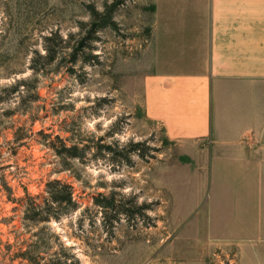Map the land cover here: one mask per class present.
Listing matches in <instances>:
<instances>
[{
    "label": "rangeland",
    "instance_id": "rangeland-1",
    "mask_svg": "<svg viewBox=\"0 0 264 264\" xmlns=\"http://www.w3.org/2000/svg\"><path fill=\"white\" fill-rule=\"evenodd\" d=\"M180 1L160 27L191 26ZM155 9L0 0V264H264V237L211 238L200 158L145 115Z\"/></svg>",
    "mask_w": 264,
    "mask_h": 264
},
{
    "label": "crops",
    "instance_id": "crops-1",
    "mask_svg": "<svg viewBox=\"0 0 264 264\" xmlns=\"http://www.w3.org/2000/svg\"><path fill=\"white\" fill-rule=\"evenodd\" d=\"M186 1L191 26L160 27L165 11L183 4L155 0L160 67L143 79L144 112L187 156L200 158L211 238H263L264 0ZM164 45L182 50L191 66L168 62Z\"/></svg>",
    "mask_w": 264,
    "mask_h": 264
},
{
    "label": "trees",
    "instance_id": "trees-1",
    "mask_svg": "<svg viewBox=\"0 0 264 264\" xmlns=\"http://www.w3.org/2000/svg\"><path fill=\"white\" fill-rule=\"evenodd\" d=\"M63 190L65 191V195L62 194V191L58 195H54V194L52 195L53 197L51 198V204L48 205L49 207H52V205H54V204H59V205L67 204L68 205V204L72 203L71 202V200H72L71 199V193L68 190V188L65 187ZM41 218L42 219H40V220H45V219H43L45 217H41ZM46 221H47V219H46Z\"/></svg>",
    "mask_w": 264,
    "mask_h": 264
}]
</instances>
